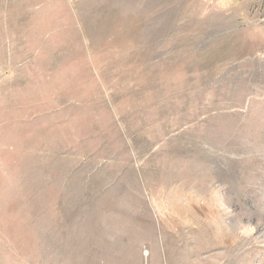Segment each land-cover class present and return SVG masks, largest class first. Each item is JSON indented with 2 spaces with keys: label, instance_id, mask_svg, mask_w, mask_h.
<instances>
[{
  "label": "rangeland",
  "instance_id": "rangeland-1",
  "mask_svg": "<svg viewBox=\"0 0 264 264\" xmlns=\"http://www.w3.org/2000/svg\"><path fill=\"white\" fill-rule=\"evenodd\" d=\"M0 264H264V0H0Z\"/></svg>",
  "mask_w": 264,
  "mask_h": 264
}]
</instances>
